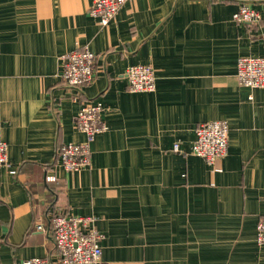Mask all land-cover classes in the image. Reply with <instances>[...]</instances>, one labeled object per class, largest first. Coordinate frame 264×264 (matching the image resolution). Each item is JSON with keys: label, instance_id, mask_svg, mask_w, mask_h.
<instances>
[{"label": "crops", "instance_id": "1", "mask_svg": "<svg viewBox=\"0 0 264 264\" xmlns=\"http://www.w3.org/2000/svg\"><path fill=\"white\" fill-rule=\"evenodd\" d=\"M90 4L0 0V264L53 258L51 232L34 225L60 210L95 218L101 264H264V88L236 76L238 57L264 56V0H128L107 25ZM241 4L260 19L233 21ZM83 46L95 74L75 88L60 56ZM138 63L152 65L153 91L128 89ZM89 100L106 129L89 166L64 171L57 149L83 140L75 115ZM214 119L228 148L209 164L191 146Z\"/></svg>", "mask_w": 264, "mask_h": 264}, {"label": "built area", "instance_id": "2", "mask_svg": "<svg viewBox=\"0 0 264 264\" xmlns=\"http://www.w3.org/2000/svg\"><path fill=\"white\" fill-rule=\"evenodd\" d=\"M128 0H91L88 13L96 17L100 24L107 25L119 8ZM235 22L256 23L259 12L247 4H241L232 14ZM96 54L87 46L77 47L60 56L62 80L71 87L80 88L90 83L95 74ZM128 89L132 92L153 91L155 73L151 64L138 63L125 70ZM236 76L241 85L250 88H264V56H240L236 62ZM104 107L100 102L86 101L75 115L77 129L84 134L80 142L62 144L57 149L58 167L64 171H75L90 164V143L94 137L106 129L102 116ZM229 126L224 119H214L199 123L195 127V138L191 153L213 164L227 153ZM176 143L174 150H178ZM7 160V143L0 140V166ZM14 173V171H11ZM46 181L57 183L59 176L50 172ZM94 217L76 215L63 210L52 212L48 223L40 220L35 230L51 232L54 255L35 256L23 259L21 264H101L102 234L94 226ZM256 242L264 247V215L256 224Z\"/></svg>", "mask_w": 264, "mask_h": 264}]
</instances>
